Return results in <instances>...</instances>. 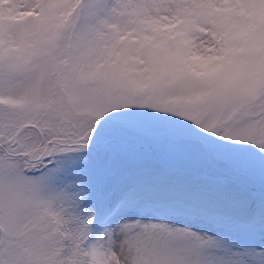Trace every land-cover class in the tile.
I'll return each instance as SVG.
<instances>
[{
	"label": "snow or ice",
	"instance_id": "6c2138e0",
	"mask_svg": "<svg viewBox=\"0 0 264 264\" xmlns=\"http://www.w3.org/2000/svg\"><path fill=\"white\" fill-rule=\"evenodd\" d=\"M0 264H264V0H0Z\"/></svg>",
	"mask_w": 264,
	"mask_h": 264
}]
</instances>
